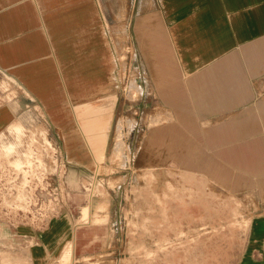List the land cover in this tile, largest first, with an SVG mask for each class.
<instances>
[{"label":"crops","instance_id":"obj_1","mask_svg":"<svg viewBox=\"0 0 264 264\" xmlns=\"http://www.w3.org/2000/svg\"><path fill=\"white\" fill-rule=\"evenodd\" d=\"M118 64L141 88L142 113L152 100V110L171 116L151 140L264 148V0H0V145L17 141L16 132L23 140L44 133L79 180L87 155L74 149L90 151L78 111L116 101ZM113 116L112 108L107 142ZM142 147L140 163L163 164L162 144ZM51 196L39 190L31 211L15 193L9 203L0 197V211L11 214L0 219V264H127L112 193L106 210L99 196L81 205L79 188ZM252 257L264 264V237Z\"/></svg>","mask_w":264,"mask_h":264},{"label":"rangeland","instance_id":"obj_2","mask_svg":"<svg viewBox=\"0 0 264 264\" xmlns=\"http://www.w3.org/2000/svg\"><path fill=\"white\" fill-rule=\"evenodd\" d=\"M112 87L116 101L112 95L78 111L91 153L82 146L74 149L79 159L87 155L79 180L71 181V165L61 162V148L44 133L41 139L33 132L23 140V133L16 132L17 141L2 142L1 202L9 203L15 193L20 207L31 211L28 204L39 190L48 193L51 202V195L66 197L67 190L79 188L81 205L99 196V208L106 210L112 193L113 221L121 226L127 264H255L253 249L264 237V148L169 147L179 142L151 140L150 130L171 118L168 110H152L149 100L142 113L137 108L142 107L141 88L130 71L126 81L119 64ZM112 108L114 125L107 142ZM149 143L163 145V164L140 163L142 146ZM197 159L203 160L201 169L183 168ZM153 187L154 196L148 193ZM9 215L0 211V219L8 220Z\"/></svg>","mask_w":264,"mask_h":264},{"label":"bare ground","instance_id":"obj_3","mask_svg":"<svg viewBox=\"0 0 264 264\" xmlns=\"http://www.w3.org/2000/svg\"><path fill=\"white\" fill-rule=\"evenodd\" d=\"M142 243V242H141Z\"/></svg>","mask_w":264,"mask_h":264}]
</instances>
